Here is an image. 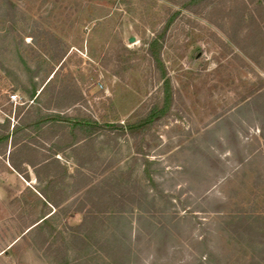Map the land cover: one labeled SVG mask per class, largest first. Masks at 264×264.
<instances>
[{"label":"rangeland","instance_id":"1","mask_svg":"<svg viewBox=\"0 0 264 264\" xmlns=\"http://www.w3.org/2000/svg\"><path fill=\"white\" fill-rule=\"evenodd\" d=\"M177 2L0 0V124L29 134L24 159L37 164H23V189L9 161L20 145L0 153V264H264V55L251 61L225 21H209L213 8ZM66 83L73 96L57 97ZM167 92L140 133L76 151L48 127L33 142L25 126L29 110L57 105L69 119L133 125ZM120 183L135 192L126 211L85 195Z\"/></svg>","mask_w":264,"mask_h":264},{"label":"trees","instance_id":"2","mask_svg":"<svg viewBox=\"0 0 264 264\" xmlns=\"http://www.w3.org/2000/svg\"><path fill=\"white\" fill-rule=\"evenodd\" d=\"M177 2V0H173ZM177 3L181 4L183 8L195 12H208L209 8H213L211 11L212 16L209 17V21L216 23L219 21H225L223 26H226V34L231 42H233L251 61L258 63L261 60V56L264 55V0H179ZM11 4V3H10ZM210 11V12H211ZM229 25H227L228 23ZM226 23V25H225ZM217 24V23H216ZM223 28V27H222ZM161 40L165 38V34L159 35ZM159 39L155 37L154 41L149 47V56L151 61L155 64L157 68H161L163 65L161 55L159 53ZM1 66V62H0ZM55 74L49 80V83L54 78ZM169 81L165 85L166 91H168ZM67 84V83H66ZM63 85L57 90V97H61L66 94L68 97H72L75 89L72 85ZM35 95V91L31 93V98ZM78 97V96H77ZM171 99V94L167 92L164 96V105L156 103L153 108L147 113V115L135 124H106L99 123L97 121H92L91 119H86V116L80 118L69 119L64 116L65 106L57 105L53 107L50 113H43L40 109H33L27 112V116L30 118L29 124L25 126H36L37 136L31 137L33 142H38V137L43 135L42 128L48 127L44 132L47 134H52V136L59 137L62 136L67 143L66 146L73 147L74 150L79 149V145H90L99 136L106 135L111 136L113 133L116 136H125L127 134L136 135L147 128V123L155 117H159L162 112L165 111L167 103ZM63 108V109H61ZM21 113V110L18 114ZM0 153L5 155L9 141H11L12 147L17 144L20 145L18 152L10 151L9 161L14 170H16L25 179H29V175L23 164L31 165L33 167L37 166L34 162L27 161L24 159L23 151H26V146L29 140L27 139L29 134L23 133L21 138L17 139L18 134L24 132L23 128L19 126H14L12 132L7 131L9 128V122L7 124H0ZM41 128V129H40ZM44 128V129H45ZM68 128V130H67ZM56 129V130H54ZM54 130V131H53ZM60 130L62 131L61 133ZM64 130V131H63ZM262 137H264V120L261 125ZM61 137V138H62ZM60 142V139H59ZM15 154L18 155V161L15 159ZM42 167H45L49 171L53 167L57 160H51L49 155L42 159ZM37 176H39V171L35 169ZM53 182V181H52ZM100 184L92 185L86 192L85 195L90 196L94 193L102 192L105 195H110V204L114 209L119 212L127 210V200L130 198L134 199V193H129V186L123 185V183L118 184L116 191L106 190L101 191L98 187ZM108 186V185H107ZM113 191L114 193H111ZM44 194H46L44 192ZM100 200L97 201V203ZM96 203V204H97ZM116 210V211H117ZM246 218H241L237 221V228H243L245 225L248 230L254 228V224L248 223Z\"/></svg>","mask_w":264,"mask_h":264},{"label":"crops","instance_id":"3","mask_svg":"<svg viewBox=\"0 0 264 264\" xmlns=\"http://www.w3.org/2000/svg\"><path fill=\"white\" fill-rule=\"evenodd\" d=\"M14 175L15 176L17 175V177H16L17 180H19L20 181V184H22V187L21 188L25 189L28 186V184H29L28 180L25 179L22 175H19V173L15 172V171H14Z\"/></svg>","mask_w":264,"mask_h":264},{"label":"built area","instance_id":"4","mask_svg":"<svg viewBox=\"0 0 264 264\" xmlns=\"http://www.w3.org/2000/svg\"><path fill=\"white\" fill-rule=\"evenodd\" d=\"M19 100H20V96H19L18 93H12V94L10 95V101H11V102L18 103Z\"/></svg>","mask_w":264,"mask_h":264}]
</instances>
